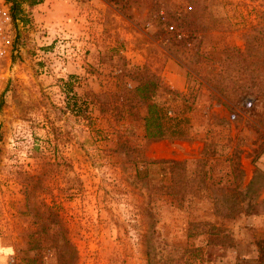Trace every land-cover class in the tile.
Masks as SVG:
<instances>
[{"label":"rangeland","instance_id":"rangeland-1","mask_svg":"<svg viewBox=\"0 0 264 264\" xmlns=\"http://www.w3.org/2000/svg\"><path fill=\"white\" fill-rule=\"evenodd\" d=\"M4 1L0 264H264V103H212L196 64L257 49L264 0ZM149 103L186 110V135L214 141L146 140ZM143 159L184 164L146 180L176 196L144 184Z\"/></svg>","mask_w":264,"mask_h":264},{"label":"trees","instance_id":"trees-1","mask_svg":"<svg viewBox=\"0 0 264 264\" xmlns=\"http://www.w3.org/2000/svg\"><path fill=\"white\" fill-rule=\"evenodd\" d=\"M170 32L175 33V28L170 26ZM176 36H180L176 34ZM251 38V37H249ZM254 39V37H252ZM249 40V39H248ZM248 40L246 42H248ZM258 41V37H257ZM264 42L259 43L260 46H263ZM260 46L257 49L249 48V50H242L238 47H226L223 51L224 58L220 60H215L212 57H209L207 54H202L201 61H198L196 64L200 66V70H206L209 77L205 79L204 85L207 87V90L211 93V102L217 103L229 107L230 105H236L241 100L247 96H252L255 98L257 103H264V62L260 61V58L263 57L261 53ZM238 61V63H234ZM235 64L234 69L231 70L232 66ZM238 64V65H237ZM221 67V70L217 72ZM228 70L234 72L235 77L231 74L225 75L228 73ZM207 76V75H206ZM153 88H159L154 83L150 84ZM200 85V87H201ZM200 87L197 89L198 93L193 97V99L188 98L187 104L194 105L196 103L198 94L200 92ZM148 88V83H140L138 87L134 89L135 93L140 94L146 92ZM173 94H178L176 91H173ZM145 101H150L148 95H144ZM190 100L192 102H190ZM191 109L190 107H188ZM145 121V139L148 141H159V140H201L208 142H213L214 138L209 132H206L204 138L199 137H189L186 135L185 127L189 124V118L186 113L172 110L159 103H149L146 115L143 117ZM1 141V135H0ZM227 161L229 164L228 175H235L236 179H239L242 176V170L240 169V163L238 155L232 153L227 155ZM145 167L143 173H145V185L150 187V190L163 191L164 195H175L172 191V187L168 184V181L162 183L161 185L155 184L153 181H146L148 179V173L150 172V167L157 166L160 170L164 171L166 175L173 174L174 170L179 169L178 167H183L184 164L176 163L173 161H152L148 162L146 160L140 161ZM185 169V168H184ZM181 168L179 172V180L183 182V171ZM140 175V174H139ZM143 180V177H140ZM176 196V195H175ZM241 213V210L232 211L227 215V217L234 218ZM49 230V229H48ZM66 241V240H65ZM70 242H64L65 245H69ZM63 245L55 246V250H60ZM63 246V247H64ZM65 248V247H64ZM55 251V253H56ZM60 258L69 259L70 264H73L76 260L75 257L71 256L70 253L65 254L64 252L60 253Z\"/></svg>","mask_w":264,"mask_h":264},{"label":"built area","instance_id":"built-area-1","mask_svg":"<svg viewBox=\"0 0 264 264\" xmlns=\"http://www.w3.org/2000/svg\"><path fill=\"white\" fill-rule=\"evenodd\" d=\"M14 18L11 12V7L4 0H0V60L7 55V46L10 44L8 32L12 28ZM248 107L252 103L247 104Z\"/></svg>","mask_w":264,"mask_h":264},{"label":"crops","instance_id":"crops-1","mask_svg":"<svg viewBox=\"0 0 264 264\" xmlns=\"http://www.w3.org/2000/svg\"><path fill=\"white\" fill-rule=\"evenodd\" d=\"M36 8H37V5H33V6H32V9H33V10H37Z\"/></svg>","mask_w":264,"mask_h":264}]
</instances>
